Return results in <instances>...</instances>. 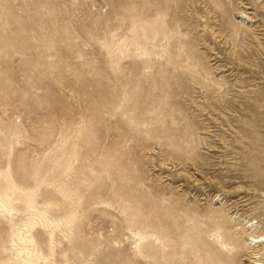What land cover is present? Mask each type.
<instances>
[{
    "label": "rangeland",
    "instance_id": "rangeland-1",
    "mask_svg": "<svg viewBox=\"0 0 264 264\" xmlns=\"http://www.w3.org/2000/svg\"><path fill=\"white\" fill-rule=\"evenodd\" d=\"M0 264H264V0H0Z\"/></svg>",
    "mask_w": 264,
    "mask_h": 264
},
{
    "label": "bare ground",
    "instance_id": "bare-ground-1",
    "mask_svg": "<svg viewBox=\"0 0 264 264\" xmlns=\"http://www.w3.org/2000/svg\"><path fill=\"white\" fill-rule=\"evenodd\" d=\"M260 241H262L261 239H259V238H256V237H251V242L253 243V244H255V243H258V242H260ZM256 245V244H255ZM256 250V249H255ZM255 256V255H254ZM259 257V256H258ZM257 257V258H258ZM250 259V258H249ZM252 259V258H251ZM253 259H255V258H253ZM257 263V262H256Z\"/></svg>",
    "mask_w": 264,
    "mask_h": 264
}]
</instances>
